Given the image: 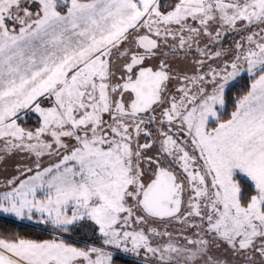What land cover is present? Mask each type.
<instances>
[{"label": "snow or ice", "instance_id": "obj_1", "mask_svg": "<svg viewBox=\"0 0 264 264\" xmlns=\"http://www.w3.org/2000/svg\"><path fill=\"white\" fill-rule=\"evenodd\" d=\"M0 264H264V0H0Z\"/></svg>", "mask_w": 264, "mask_h": 264}]
</instances>
